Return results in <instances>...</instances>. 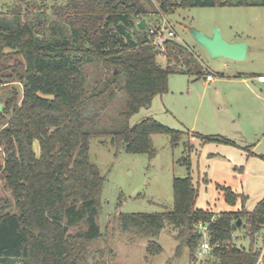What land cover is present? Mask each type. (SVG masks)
<instances>
[{"label": "trees", "instance_id": "16d2710c", "mask_svg": "<svg viewBox=\"0 0 264 264\" xmlns=\"http://www.w3.org/2000/svg\"><path fill=\"white\" fill-rule=\"evenodd\" d=\"M6 18L0 10V84H13L10 94L0 96V146L4 148L2 177L15 202L0 199V262L17 259L24 264H91L90 244L105 234L97 222L101 210L104 177L89 159L92 135L111 134L117 148L131 153L155 155L152 135L168 134L177 146L182 131L149 117L134 126L129 117L150 104L157 94L169 90L172 73L207 75L196 55L175 38L158 49L153 34L138 26L149 10L140 0H67L52 6V14L71 30L70 37L48 40L44 21L32 25L20 20L23 3L27 10L46 7L37 0H19ZM156 11L166 15L191 6H264V0H157ZM155 26L154 28H157ZM163 55L165 64L158 61ZM89 64L108 68L104 81L91 83ZM117 69V71H115ZM22 86V95L19 88ZM126 96L127 106L118 127H101V112ZM110 109V108H109ZM110 111H108V115ZM205 141L235 144L222 135H202ZM39 142L40 151L34 149ZM192 150V145H189ZM249 148V147H248ZM184 163L192 171L190 159ZM174 207L167 213H121L122 231H136L149 238L147 253L159 254L163 247L153 237L169 222L179 228L177 238L197 253L202 226L211 244L210 264H255L260 248L254 237L264 229V198L253 211H223L196 206L198 189L189 174L173 182ZM225 200L235 205L239 194L223 186ZM239 219L251 237L250 248L233 241ZM86 229L75 234L70 227ZM194 253V254H195ZM197 258V256H194ZM99 264V263H96Z\"/></svg>", "mask_w": 264, "mask_h": 264}, {"label": "rangeland", "instance_id": "374dc122", "mask_svg": "<svg viewBox=\"0 0 264 264\" xmlns=\"http://www.w3.org/2000/svg\"><path fill=\"white\" fill-rule=\"evenodd\" d=\"M37 1L46 7L30 11L27 10L26 3H23L19 19L32 25L39 19L41 23L44 21L47 28L43 36L48 40L60 37V31L70 37L69 26L52 14L54 4L63 5L67 0ZM140 1L150 12L144 17L147 25L173 29L176 41L187 46L196 55L207 68V74H212L213 81H207L206 74L199 76L196 73H172L169 90L155 95L150 104L142 106L129 117L130 126L152 117L182 131L183 135L177 146H172L170 135L153 134V157L147 153L128 152L124 145L117 148L112 143L111 134L90 137L89 159L98 166L104 177L97 222L105 235L90 244L89 262L210 264L212 262L209 252L199 258L198 253L194 251L192 254L186 245L182 247L181 254H176L181 243L177 238L179 228L169 222L153 237L163 247V251L149 256V238L136 231H122L118 217L121 213L172 211L174 179L189 174L198 189L196 206L210 209L216 215L223 211H238L243 206L246 210L253 211L264 198V162H257L259 159L264 161L261 156L264 155V6H191L163 15L156 11L159 4L157 0ZM18 3L19 0H0V10L6 13V18L15 20L17 16L9 13V10ZM216 27L221 30L225 40L247 43L245 58L234 60L222 56L212 57L192 33L197 29L212 35ZM157 58L160 63L165 64L163 55ZM86 72L89 81L95 84L96 81H104L108 77V68L102 64H89ZM14 85L22 95V86L19 83ZM12 86L13 84H0V96L10 94ZM126 102L123 92H118L113 103L101 112L103 120L100 126L118 127L121 124V113L127 106ZM202 135H222L233 140L235 144L207 142L202 139ZM34 149L39 153L37 140ZM250 157H255V160L248 167L249 173L255 170L257 176L248 175L246 180L244 168ZM186 158L191 160V172L184 163ZM4 160V148L0 146L1 165ZM1 172L0 170V199L6 198L15 202ZM223 186L240 193L235 205L225 200ZM241 220V225L233 234V241L239 247L250 248L251 237L244 225L246 221ZM86 228V224L80 223L70 227L69 232L75 234ZM200 230L203 232L202 240L206 239V227L202 226ZM263 245L264 229L254 237L255 248ZM0 264L24 263L13 259Z\"/></svg>", "mask_w": 264, "mask_h": 264}, {"label": "water", "instance_id": "95a60500", "mask_svg": "<svg viewBox=\"0 0 264 264\" xmlns=\"http://www.w3.org/2000/svg\"><path fill=\"white\" fill-rule=\"evenodd\" d=\"M108 2L109 0H105ZM141 29L146 28V19H141L138 23ZM196 41L202 45L212 57H225L228 59L240 60L246 57L247 43L245 42H229L224 39L221 30L216 27L212 35H207L204 32L194 29L192 31ZM3 105L0 104V111ZM242 220L239 219L237 226L241 225Z\"/></svg>", "mask_w": 264, "mask_h": 264}, {"label": "built area", "instance_id": "2783aa9c", "mask_svg": "<svg viewBox=\"0 0 264 264\" xmlns=\"http://www.w3.org/2000/svg\"><path fill=\"white\" fill-rule=\"evenodd\" d=\"M151 33L153 34V44L160 50H164L165 49V45L167 40L175 38L176 37V33L174 32L173 29H164L162 26H159L157 28H152ZM206 79L207 81H213V76L211 73L206 75ZM206 232V231H204ZM206 239H204L200 245V247L198 248V257L201 258L204 253L209 252L211 250V244L208 240L207 234H206ZM255 264H264V245L262 247H260V254L259 257L256 261Z\"/></svg>", "mask_w": 264, "mask_h": 264}, {"label": "crops", "instance_id": "0c3cea01", "mask_svg": "<svg viewBox=\"0 0 264 264\" xmlns=\"http://www.w3.org/2000/svg\"><path fill=\"white\" fill-rule=\"evenodd\" d=\"M209 82H211V81H209ZM253 151V150H252ZM253 153V152H252ZM262 156V158H264V155L262 154L261 155ZM253 160H255V157H250L249 159H248V163H247V165H246V168H244L245 166H243V168H244V175H245V179L247 180V176L249 175V176H251V175H255V176H257V173L256 172H254L255 170H253V171H251V173H249V170H248V167H249V165L250 164H252V162H253ZM258 160V159H257ZM264 160V159H263ZM259 164H263L262 162H264V161H262V160H258L257 161ZM256 163H253V165H255ZM262 166V165H261ZM263 167V166H262ZM260 177V176H259ZM205 179H207V178H205ZM236 193H238V192H236ZM238 194H240V193H238Z\"/></svg>", "mask_w": 264, "mask_h": 264}]
</instances>
